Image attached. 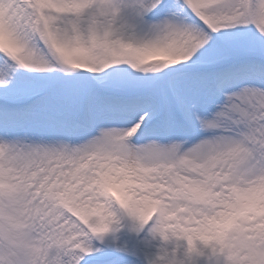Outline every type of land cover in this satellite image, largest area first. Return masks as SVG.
Here are the masks:
<instances>
[{
  "label": "snow or ice",
  "instance_id": "snow-or-ice-1",
  "mask_svg": "<svg viewBox=\"0 0 264 264\" xmlns=\"http://www.w3.org/2000/svg\"><path fill=\"white\" fill-rule=\"evenodd\" d=\"M0 264H264V0H0Z\"/></svg>",
  "mask_w": 264,
  "mask_h": 264
}]
</instances>
